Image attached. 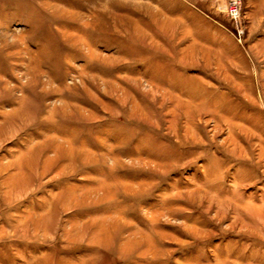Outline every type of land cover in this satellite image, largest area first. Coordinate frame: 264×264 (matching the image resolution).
<instances>
[{"label":"rangeland","instance_id":"rangeland-1","mask_svg":"<svg viewBox=\"0 0 264 264\" xmlns=\"http://www.w3.org/2000/svg\"><path fill=\"white\" fill-rule=\"evenodd\" d=\"M0 264H264V0H0Z\"/></svg>","mask_w":264,"mask_h":264},{"label":"built area","instance_id":"built-area-1","mask_svg":"<svg viewBox=\"0 0 264 264\" xmlns=\"http://www.w3.org/2000/svg\"><path fill=\"white\" fill-rule=\"evenodd\" d=\"M237 2L231 3L228 8L227 12L230 17H232L235 21H238L239 15H240V10L238 9V6L236 5Z\"/></svg>","mask_w":264,"mask_h":264}]
</instances>
